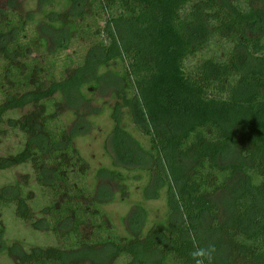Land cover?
<instances>
[{"label":"trees","instance_id":"trees-1","mask_svg":"<svg viewBox=\"0 0 264 264\" xmlns=\"http://www.w3.org/2000/svg\"><path fill=\"white\" fill-rule=\"evenodd\" d=\"M37 2L39 21L0 0V132L24 137L0 173L30 163L48 197L35 217L25 184H3L0 211L62 244L25 249L0 225V252L16 264H194L211 244L213 264H264V0ZM97 88L117 98L114 163L145 171L143 198L166 195L165 217L147 222L139 206L126 235L108 226L102 191L82 184L75 130L48 105L60 96L83 120ZM26 106L41 109L9 116ZM95 175L124 186L116 169Z\"/></svg>","mask_w":264,"mask_h":264},{"label":"rangeland","instance_id":"rangeland-1","mask_svg":"<svg viewBox=\"0 0 264 264\" xmlns=\"http://www.w3.org/2000/svg\"><path fill=\"white\" fill-rule=\"evenodd\" d=\"M16 6L22 15L33 14L38 21L43 18V12L38 7L37 0H16ZM213 48L215 50V47ZM118 66L112 65L109 69L117 71ZM112 91V88L106 92L102 88H97L93 92L86 91L89 98L87 107L86 105L80 107L81 111L86 112L85 115H87L83 120L78 119L69 106L60 101V96H56V100L51 101L48 105L53 103L49 110L52 109L57 113V118L64 123L66 130H75L73 146L79 152L85 169V173L82 175V184L89 190L94 188L97 192L102 191L100 196L103 202L100 206L104 211L108 226L114 232L126 235L131 228V219L137 214L136 211L139 206L146 213L147 222L163 219L168 210L164 189L157 197L143 198L142 187L147 180L144 170H129L114 163V153L110 144L114 126L111 110L117 98L114 97ZM37 110L38 108L26 106L10 112L9 116L18 118L31 112L37 116ZM122 124L143 147L147 146V137L136 130L126 114ZM2 128L3 131L0 132V157L15 153L23 146L24 142L22 132L13 130L7 123ZM101 167L118 170L123 177L124 186H121L120 182L108 178H97L95 174ZM15 181L25 184V191H28L31 196L30 202L36 209L34 216L38 217L39 208L46 203L48 195L38 184L34 167L30 163L20 164L0 173V186ZM0 225L5 230L4 239L7 243H19L25 249L32 246L47 247L62 244L57 235L50 232L49 229L35 230L30 223L18 220L10 207L0 211ZM88 231L89 229L86 228L85 232ZM16 260L14 255L0 252V264H16Z\"/></svg>","mask_w":264,"mask_h":264},{"label":"clouds","instance_id":"clouds-1","mask_svg":"<svg viewBox=\"0 0 264 264\" xmlns=\"http://www.w3.org/2000/svg\"><path fill=\"white\" fill-rule=\"evenodd\" d=\"M216 248L214 245H208L204 248H197L190 253L194 264H213Z\"/></svg>","mask_w":264,"mask_h":264}]
</instances>
